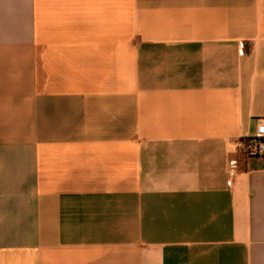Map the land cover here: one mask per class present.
I'll use <instances>...</instances> for the list:
<instances>
[{"label":"crops","instance_id":"obj_1","mask_svg":"<svg viewBox=\"0 0 264 264\" xmlns=\"http://www.w3.org/2000/svg\"><path fill=\"white\" fill-rule=\"evenodd\" d=\"M260 124L264 0H0V264H264Z\"/></svg>","mask_w":264,"mask_h":264},{"label":"built area","instance_id":"obj_2","mask_svg":"<svg viewBox=\"0 0 264 264\" xmlns=\"http://www.w3.org/2000/svg\"><path fill=\"white\" fill-rule=\"evenodd\" d=\"M239 150L245 155L264 154V124L257 126L256 133L252 138H243L238 142ZM230 169L233 170L236 161H229Z\"/></svg>","mask_w":264,"mask_h":264}]
</instances>
